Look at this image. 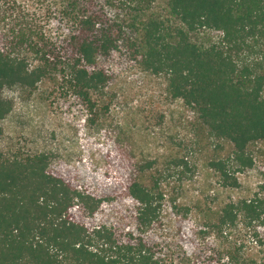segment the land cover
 I'll return each mask as SVG.
<instances>
[{
	"label": "trees",
	"instance_id": "16d2710c",
	"mask_svg": "<svg viewBox=\"0 0 264 264\" xmlns=\"http://www.w3.org/2000/svg\"><path fill=\"white\" fill-rule=\"evenodd\" d=\"M117 63L179 105L195 148L172 164L188 180L211 171L218 189L177 186L147 140L156 111L147 128L108 123ZM46 82L105 137L113 175L83 189L48 152L0 151V264H264V198L225 197L264 142V0H0V123L13 110L5 88L22 97Z\"/></svg>",
	"mask_w": 264,
	"mask_h": 264
},
{
	"label": "rangeland",
	"instance_id": "374dc122",
	"mask_svg": "<svg viewBox=\"0 0 264 264\" xmlns=\"http://www.w3.org/2000/svg\"><path fill=\"white\" fill-rule=\"evenodd\" d=\"M38 28L48 30L47 19L37 6H33ZM211 40H217L216 33H210ZM200 41L207 37L199 36ZM111 88L116 92V110L109 116L114 124L121 119L133 129L147 128L152 111L159 116L156 127H152L148 142L169 165L177 179V186L190 194L201 193L202 189H218L216 175L202 169L192 180L175 169L172 162L184 158L191 150L193 140L185 128L183 114L176 103L168 102L160 93L159 81L144 74L134 65L114 64L111 66ZM62 82H46L37 91L21 97L15 88H5L3 99L11 100L13 110L1 123L0 151L5 155H27L42 151L50 153L53 167L65 174L83 189L96 190L113 173L106 161L110 147L101 132L85 123V113L66 94ZM209 144H211L209 142ZM206 142L203 147L209 146ZM199 147V148H200ZM209 147L202 154L203 161L210 156ZM254 167L238 176L240 187L225 193V197L239 196L264 198V142L251 148ZM197 175V176H196ZM208 195H205L207 197Z\"/></svg>",
	"mask_w": 264,
	"mask_h": 264
}]
</instances>
